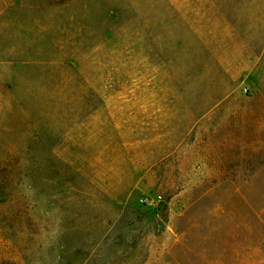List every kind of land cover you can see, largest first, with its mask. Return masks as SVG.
Wrapping results in <instances>:
<instances>
[{
  "label": "rangeland",
  "instance_id": "1",
  "mask_svg": "<svg viewBox=\"0 0 264 264\" xmlns=\"http://www.w3.org/2000/svg\"><path fill=\"white\" fill-rule=\"evenodd\" d=\"M0 264H264V0H0Z\"/></svg>",
  "mask_w": 264,
  "mask_h": 264
},
{
  "label": "built area",
  "instance_id": "2",
  "mask_svg": "<svg viewBox=\"0 0 264 264\" xmlns=\"http://www.w3.org/2000/svg\"><path fill=\"white\" fill-rule=\"evenodd\" d=\"M157 198H158V200L161 199L160 196H157ZM139 202H140V204H142V205H149V204H152L153 199H152L151 197H141V198L139 199Z\"/></svg>",
  "mask_w": 264,
  "mask_h": 264
},
{
  "label": "trees",
  "instance_id": "3",
  "mask_svg": "<svg viewBox=\"0 0 264 264\" xmlns=\"http://www.w3.org/2000/svg\"><path fill=\"white\" fill-rule=\"evenodd\" d=\"M91 1H93V0H89V2H91ZM86 7H90L89 4H88V6H86Z\"/></svg>",
  "mask_w": 264,
  "mask_h": 264
}]
</instances>
